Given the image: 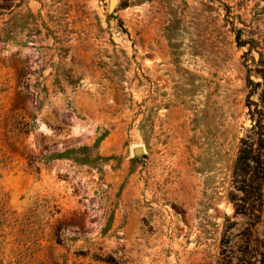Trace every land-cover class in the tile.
Segmentation results:
<instances>
[{"label": "rangeland", "instance_id": "374dc122", "mask_svg": "<svg viewBox=\"0 0 264 264\" xmlns=\"http://www.w3.org/2000/svg\"><path fill=\"white\" fill-rule=\"evenodd\" d=\"M108 1L0 0V264H245L264 0Z\"/></svg>", "mask_w": 264, "mask_h": 264}, {"label": "trees", "instance_id": "16d2710c", "mask_svg": "<svg viewBox=\"0 0 264 264\" xmlns=\"http://www.w3.org/2000/svg\"><path fill=\"white\" fill-rule=\"evenodd\" d=\"M258 75L260 81H248L253 87L249 95L255 94L257 99H247L250 127L239 139L227 192L234 212L246 216L251 226L264 223V65L259 67ZM246 234L244 246L251 259L242 261L245 264H264V234L251 236L250 229H246ZM227 253L229 251H224L223 260H228Z\"/></svg>", "mask_w": 264, "mask_h": 264}, {"label": "water", "instance_id": "95a60500", "mask_svg": "<svg viewBox=\"0 0 264 264\" xmlns=\"http://www.w3.org/2000/svg\"><path fill=\"white\" fill-rule=\"evenodd\" d=\"M116 5V0H109L108 1V11L109 12H112L113 11V9H114V6ZM134 153H136V154H138V153H140L142 150H141V148H135L134 150Z\"/></svg>", "mask_w": 264, "mask_h": 264}]
</instances>
